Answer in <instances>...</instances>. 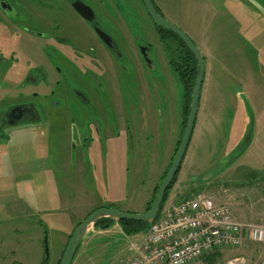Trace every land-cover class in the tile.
<instances>
[{
    "label": "rangeland",
    "instance_id": "obj_1",
    "mask_svg": "<svg viewBox=\"0 0 264 264\" xmlns=\"http://www.w3.org/2000/svg\"><path fill=\"white\" fill-rule=\"evenodd\" d=\"M102 1L111 2L115 12L127 21L137 47L146 49L142 75L144 91L151 102L145 118L155 126L157 114L163 125L158 135L152 132L153 138L144 130L143 117H136L131 126L126 123L125 130L130 135L125 133L111 143L106 140L97 143L102 163L95 161V166V157L88 154V143L82 139L94 133L105 135L108 133L105 128L117 135L120 115L128 120L131 114H138L137 104L141 100L137 82L141 84V79L127 61H111L100 52L104 75L97 81L108 89H101L104 102L97 110L84 111L73 104L66 107L60 94L62 83L53 87L52 82L55 79L65 82L67 78L65 64L59 60V46L56 45L55 51L54 44L43 45L45 57L29 54L43 60V65L48 59L50 73L43 76L48 80L46 85L35 89L25 86V92L34 95L20 96L16 92L21 87L7 88V100L0 104L1 112L11 105L32 101L40 119L36 123L5 125L0 131V264H59L67 233L83 219L86 207L92 211L114 206L142 213L150 204L154 188L180 138L184 118L181 90L166 63L167 47L173 45L175 38L158 40L152 24L143 20L140 0ZM155 1L163 19L181 29L198 47L205 67L196 128L193 127L176 181L162 210L185 191L214 194L232 211L235 208L232 203L252 207L256 195L264 197V0ZM37 15L38 22L45 24L39 23L42 26L35 28L39 32L49 29L52 39L73 32L85 36L87 42L100 44L84 20L67 5L59 11L49 1L38 9ZM97 19L103 29H108L116 39H123L121 30L126 32V28H114L105 18ZM30 40H38L42 46V39L36 38L21 40L22 45L31 49ZM86 48L91 59L92 52ZM112 64L117 70L111 68ZM118 64L128 68L121 71ZM39 71L32 72L37 75ZM115 73L122 83V94L112 79ZM49 91L54 93L44 97ZM107 94L110 99L113 96V105L106 102ZM129 97L133 98L132 107L127 102ZM116 141L125 145L112 146ZM80 157L82 170L77 164ZM242 218L264 226V203L259 216L245 214ZM118 226L101 233L96 228L90 230L71 264H109L125 256L132 238L117 234ZM213 253L210 260L243 256L247 264H264V241H246L241 247ZM197 264L208 263L199 260Z\"/></svg>",
    "mask_w": 264,
    "mask_h": 264
},
{
    "label": "flooded vegetation",
    "instance_id": "obj_2",
    "mask_svg": "<svg viewBox=\"0 0 264 264\" xmlns=\"http://www.w3.org/2000/svg\"><path fill=\"white\" fill-rule=\"evenodd\" d=\"M49 1H53V4L57 6V9L59 11L64 10L65 5H67L69 8L73 9L71 6L72 1L74 0H0V104L5 103L7 100V88H18L21 87V89L16 92V94L23 96L26 94L27 97L34 95V92H25L24 88L28 84L31 88L34 89L37 88L39 85H46L45 82L48 81L46 78H43V76H47L50 71L47 70V64L49 63V60L47 59V64L43 65V60L40 61L39 58H33L37 54H42L45 57L44 54V46L43 45H50L54 44L55 47H53V50L57 51V48L59 49V60L63 64H65L67 75H66V81L63 82L61 79H55L52 82L55 85H61V91L60 94L62 96V100L66 107H69L71 104L73 105H79V108H83L84 111H86L85 108H93V110H97L100 108L101 103L104 102V98L102 96L103 91H107L106 85L100 81V83L97 81V78L100 79V75L103 74V66L101 64V58L102 55H100V52H103V55H106L111 61H116L117 59L127 61L128 65H130L131 68H133V72H135L136 76L141 79V84L137 82V95L138 99L141 100L138 106V114H131L128 117V120L125 119L123 115H120V122L121 127L124 134L127 133L130 135L129 130L126 131V123H131L136 120V117H143V125L145 132L149 135H151L153 138L155 137V134L158 135V131L161 127V121H159V116L156 114L157 120L155 123V126L151 123V120L149 118H145L146 113L148 111V106L150 105L151 100L147 99L148 94L145 93L144 88L146 85L143 82V62L145 61V52L146 49H141L140 47H137L135 40L133 36L130 34L126 21L118 14V12H115L114 6L111 4L110 1H100V0H81L86 5L90 6L93 11V20L91 23L85 21L74 9L73 11L76 12V14L81 17L84 22L87 24L89 30L94 34L96 39L99 40L100 44L97 45L93 42H87V38L85 36L80 34H68L59 37L54 38L53 34L48 30L43 29L42 32H39L38 29L35 27L42 26L45 24L44 22H38V9L40 7H44L45 4ZM141 1V0H140ZM153 2V1H152ZM155 9L160 14V9L154 4ZM142 6L144 8V5L142 3ZM64 12V11H63ZM115 12V13H114ZM144 15V21L148 20L155 30V33L158 35L159 41L166 40L165 38H170L168 36H162V34L156 29V25H154L153 21L147 14L145 8L142 11ZM161 15V14H160ZM98 18H105L114 28L117 26H122L126 28V32L124 34L123 39H116V37L109 32L108 29H103L100 25ZM41 23L42 25H39ZM93 25L103 30L108 37L107 41L112 46V51L107 48L104 43L101 41V38L97 35L95 30L93 29ZM122 31V30H121ZM66 32V31H65ZM147 33L146 31H144ZM70 34V35H69ZM148 34V33H147ZM149 36V35H148ZM42 39V46L40 45V41H31V49L28 48V46L22 45V41L24 39ZM22 40V41H21ZM150 40V39H149ZM180 40V39H179ZM84 42L86 46H84ZM152 44V43H150ZM154 44V43H153ZM152 44V46H153ZM56 45L59 46L56 48ZM84 46V47H83ZM90 49L88 52H92L90 54V58L87 56V48ZM175 48H178V41L174 39V43L171 46L167 47V52L169 55V58H167V65L171 69L173 75L175 76V79L177 81L176 75L174 74L171 65H170V57L178 54L177 50H174ZM25 59V60H24ZM25 61V66H24ZM49 66V64H48ZM113 66V67H112ZM111 68L115 69V65L112 64ZM115 67V68H114ZM121 71L126 70L125 66L123 67L119 66ZM40 70L37 75L33 73L32 71ZM55 70V68H54ZM117 70V69H115ZM101 71V72H100ZM141 73V74H140ZM12 75V76H11ZM104 75V74H103ZM118 74H113L112 79H115V85L118 88V92L120 94L123 93L122 90V83L119 80V77H117ZM106 77L108 79V76L106 74ZM108 82L109 79H108ZM71 83V84H70ZM110 84V83H109ZM177 84L179 85L178 81ZM180 87V85H179ZM53 89V88H52ZM103 91H102V90ZM24 90V91H23ZM181 90V88H180ZM54 91L46 92L43 96L48 97L49 95L53 94ZM125 93V92H124ZM36 95V94H35ZM108 96V94H107ZM150 96V95H149ZM181 96V91H180ZM127 102L130 103L132 97L127 98ZM113 96L111 95V99L108 96V101L106 102L113 105L114 100ZM182 101V98H181ZM123 104L125 101H122ZM133 102V100H132ZM130 103V106L132 107L133 103ZM182 104V113L184 114V106L183 101ZM129 106V104H128ZM101 110V109H100ZM155 110V109H154ZM134 117V118H133ZM133 118V119H132ZM161 118V117H160ZM39 116L37 113V109L35 107V104L32 101H28L26 103L22 104H14L8 107V109L3 110L0 112V131L5 125H21L26 122H37L39 121ZM183 124V119H182ZM33 124V123H32ZM152 124V126L150 125ZM163 125V123H162ZM129 129V127H128ZM120 130L117 132V134L120 132ZM151 130V131H150ZM105 131L110 133L108 128H105ZM155 134H153L154 132ZM153 132V133H152ZM112 135L113 134L111 132ZM101 136L94 133L92 137L90 138H84L82 140H86L89 146V150L85 147L86 144H81L84 146L83 148H86V151H88V154L94 152H98L97 149V143L101 140ZM81 140V139H80ZM71 146V144H69ZM92 147V148H91ZM71 148V147H70ZM73 148V147H72ZM99 153V152H98ZM93 154V153H92ZM80 155H85L84 150L81 151ZM17 264V263H14Z\"/></svg>",
    "mask_w": 264,
    "mask_h": 264
},
{
    "label": "built area",
    "instance_id": "obj_3",
    "mask_svg": "<svg viewBox=\"0 0 264 264\" xmlns=\"http://www.w3.org/2000/svg\"><path fill=\"white\" fill-rule=\"evenodd\" d=\"M218 200L211 193L188 192L161 210L140 241L131 245V254L114 264H197L214 251L264 241L263 225L242 223ZM213 264H247V259L234 256Z\"/></svg>",
    "mask_w": 264,
    "mask_h": 264
},
{
    "label": "water",
    "instance_id": "obj_4",
    "mask_svg": "<svg viewBox=\"0 0 264 264\" xmlns=\"http://www.w3.org/2000/svg\"><path fill=\"white\" fill-rule=\"evenodd\" d=\"M144 8L153 21L154 25L163 28L175 36H177L184 45L190 50L196 59V76L193 83V87L190 93V100L188 105V114L186 118L185 127L183 129L179 145L171 161L170 167L166 171L163 179L161 180L157 192L153 198V201L148 210L142 213H132L128 211L120 210L114 206L99 207L88 214L80 223L73 229L71 235L68 239L64 252L62 254L59 264H71L73 257L76 253L78 246L84 240L85 236L90 232V230L95 228V222L101 218H108L113 220L115 223L121 220H134L141 221L148 224L156 219L158 213L160 212V206L163 201L164 194L168 189L170 183L172 182L176 172L178 171L182 159L185 155L192 130L194 127V122L197 114L201 86L204 78L205 67L203 56L198 49V47L192 42V40L177 26L166 21L155 9L152 0H141ZM73 9L87 22L91 23L93 20V11L90 6L83 3L81 0H74L71 3ZM93 29L97 35L101 38L104 45L112 51L111 44L105 39L108 35L100 28L93 25ZM45 253H47L46 244L44 242ZM121 258V257H119ZM117 259L112 261L110 264H114Z\"/></svg>",
    "mask_w": 264,
    "mask_h": 264
},
{
    "label": "trees",
    "instance_id": "obj_5",
    "mask_svg": "<svg viewBox=\"0 0 264 264\" xmlns=\"http://www.w3.org/2000/svg\"><path fill=\"white\" fill-rule=\"evenodd\" d=\"M156 29L162 34V36H168V37L172 36L178 41V48L174 49V50L178 51V54L177 55L174 54V56H171L169 63L171 65V68H172L174 74L176 75L177 81H178V83L180 85L181 98H182L183 106H184L183 125H182L181 132H180V138H181L183 129L185 127L187 114H188V105H189V100H190V93H191V89L193 87V83H194L196 72H197L196 71V59H195L194 55L190 52V50L184 45V43L181 40H179V38L177 36H175L173 33L169 32V31H167V30H165L163 28H160V27L156 26ZM180 138L178 139V141L176 143V146H175V149H174V153H173V155L171 157L169 165L164 170L162 176H160V179H159L158 183L156 184V186L154 188V195L151 198L150 204L148 205V207L144 211L149 209V207H150V205H151V203L153 201V198H154V196H155V194L157 192L159 184H160L161 180L163 179L166 171L170 167V164H171V161L173 159V156H174V154L176 152V149H177V147L179 145ZM177 174H178V171L176 172L172 182L170 183L168 189L166 190V192L164 194L163 201H162L161 206H160V211L162 210L163 205H164V203H165V201H166V199H167V197L169 195L170 189L172 188V186L174 185V183L176 181ZM97 208H99V207H97ZM92 211L88 212L87 215L90 214ZM157 217H158V215H157ZM79 223L80 222H78L77 225ZM114 223L115 222L113 220H111V219L101 218V219H98L95 222V228L96 229H100V230H107ZM117 224L120 226V229H121V231H122V233L124 235H135V234H140V233L146 232L148 230L149 226H150V224H148V223L141 222V221H134V220H121V221H118ZM70 235H71V233L67 235V241H66L64 247H66V244L68 242V239H69ZM63 252H64V250H63ZM212 254H214V253L212 252V253L208 254L207 256H205L203 258V260L206 263H208V264H213V263L217 262L218 260H215V259L214 260H210V257L212 256ZM60 260H59V262H60Z\"/></svg>",
    "mask_w": 264,
    "mask_h": 264
},
{
    "label": "crops",
    "instance_id": "obj_6",
    "mask_svg": "<svg viewBox=\"0 0 264 264\" xmlns=\"http://www.w3.org/2000/svg\"><path fill=\"white\" fill-rule=\"evenodd\" d=\"M153 2H154V4L159 8V6L156 4V1L155 0H152ZM255 6H258V5H255ZM260 6H262V5H260ZM160 9V8H159ZM119 14V13H118ZM120 15V14H119ZM121 17H122V15H120ZM123 18V17H122ZM126 23H127V21H126ZM122 32L125 34V32H124V30H122ZM126 35V34H125ZM259 117H260V115H259ZM257 120H258V118H257ZM196 122H194V129L196 128V124H195ZM123 135H125L124 134V132H123V130L121 129L120 130V132L117 134V135H112L111 133H106L105 135H103V136H101V140H106V141H108V143H111V142H114V140L115 139H121V137H123ZM114 144H115V146H117V144L118 145H125L124 143H120V142H115V143H113L112 144V146H114ZM111 149V147H109V150ZM90 155L92 156L93 155V158H94V165H95V161L98 163V161L100 160V162L102 163V161H101V158H100V155H99V153L98 152H96V153H90ZM186 157V156H185ZM184 159V158H183ZM81 163H82V158L80 157V161L78 162L77 161V164L78 165H80L79 166V170H82L83 168H84V164L82 163V165H81ZM96 166V165H95ZM188 193V191H185L184 192V194H182V196L180 197V198H178V200L177 201H173L171 204H174V203H177V202H179L186 194ZM259 203H261L262 204V206H263V203H264V197L263 196H260V195H256V198H255V201H253L252 202V207L251 206H246V205H244V204H242V203H232L233 204V206H235V208H234V212L232 211V213H233V215H234V217L237 219V220H239V221H241L242 223H248V222H245L246 220L244 219V218H242V217H244L245 216V214H247V215H249V216H259V214H260V212H262V206H261V204L259 205ZM77 204H80V202L79 203H77ZM230 205H231V203H230ZM87 208V207H86ZM85 208V210L87 211V213L89 212V211H91V209L88 211L87 209ZM87 213L85 214V216L87 215ZM84 216V217H85ZM242 216V217H241ZM83 217V218H84ZM114 226H118V224L117 223H114L112 226H111V228H113ZM118 228H119V226H118ZM106 231H108V229L107 230H103V231H100L99 229L96 231L97 233H101V232H106ZM119 233H121L123 236H125V237H127V238H132L131 240H129L128 241V248H127V251H126V254L125 255H130L131 254V252L129 251L130 250V247H131V245L132 244H134V243H137V242H139L140 241V239H141V237L146 233V232H143L142 234L140 233V234H135V235H124L123 233H122V231H121V229L119 228V232H117V234H119ZM69 233H67V235H68ZM87 236V235H86ZM264 255V254H263ZM203 260V259H202ZM204 261V260H203ZM205 262V261H204Z\"/></svg>",
    "mask_w": 264,
    "mask_h": 264
}]
</instances>
